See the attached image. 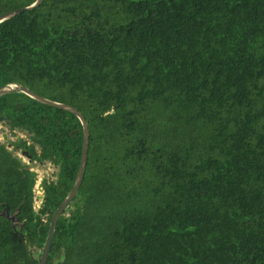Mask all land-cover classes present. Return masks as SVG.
<instances>
[{
	"label": "trees",
	"instance_id": "16d2710c",
	"mask_svg": "<svg viewBox=\"0 0 264 264\" xmlns=\"http://www.w3.org/2000/svg\"><path fill=\"white\" fill-rule=\"evenodd\" d=\"M7 85L87 124L46 264H264V0H43L0 24ZM0 118L57 169L35 211L36 180L0 144V264H39L82 126L20 93Z\"/></svg>",
	"mask_w": 264,
	"mask_h": 264
},
{
	"label": "water",
	"instance_id": "95a60500",
	"mask_svg": "<svg viewBox=\"0 0 264 264\" xmlns=\"http://www.w3.org/2000/svg\"><path fill=\"white\" fill-rule=\"evenodd\" d=\"M42 1L43 0H36V2L34 4H32L30 7L11 11L5 15L0 16V24L11 19L15 15H18V14L26 12V11H30V10L38 7ZM16 93L23 94V95L27 96L28 98H30V99H32V100H34V101H36V102H38L44 106L55 108V109L62 110L64 112H69V113L73 114L79 120V122L82 126V130H83L82 153H81V159H80V163L78 166L75 182H74L70 192L68 193L67 197L65 198V200L62 202V204L57 208V210L51 216V222L49 225L48 235H47L45 244L43 246V250H42V253L40 256V261H39V264H46V262L48 260L50 248H51L52 239L54 236V230H55L56 223L59 220V218L62 216V214L65 212V210L69 207V205L72 202V200L74 199V197L76 196L78 189H79V187L82 183V180H83L84 168H85L86 159H87V148H88L87 124H86L85 120L83 119V117L72 107L46 100V99L34 94L33 92H31L30 90H28L25 87L17 86V85H7V86L3 87L2 89H0V97L5 96V95H9V94H16ZM0 138H1L0 144L2 145V147L4 149H6L8 151L12 148L13 142L19 143L21 141V138H19V137H16L15 141H12L9 138V136L6 133H2L1 130H0ZM17 150H19V148H17ZM20 154H21V156L27 158V160H29L30 163H32L30 156L27 155V152L22 151V152H20ZM39 164L41 165L42 163H39ZM30 173H31V177L34 180H36L38 177V174L36 172H33V171H30ZM45 177H46V175L44 174L42 179L40 180V183L37 184V186H36V190L38 192V200L40 201V203L44 200V197H45L44 190H43V182L45 181Z\"/></svg>",
	"mask_w": 264,
	"mask_h": 264
},
{
	"label": "rangeland",
	"instance_id": "374dc122",
	"mask_svg": "<svg viewBox=\"0 0 264 264\" xmlns=\"http://www.w3.org/2000/svg\"><path fill=\"white\" fill-rule=\"evenodd\" d=\"M0 130L2 133H6L12 141H15L16 137H19L21 138V141H25L27 144H31L29 140V135L23 130H19V129L9 130L5 124H0ZM0 142H1V138H0ZM9 151L15 157L20 159L21 162L25 164L30 171L36 172L38 174V177L36 179V185L34 188V194H35L34 209L35 211H37L40 208L41 203L38 200V192L36 190V186L37 184L40 183V180L42 179L44 174L46 175L45 177L46 181L55 180V174L57 173V169L54 168L49 163H42L41 165L38 162L30 163L29 160H27V158L21 156L19 150H14V146Z\"/></svg>",
	"mask_w": 264,
	"mask_h": 264
},
{
	"label": "flooded vegetation",
	"instance_id": "af4514ba",
	"mask_svg": "<svg viewBox=\"0 0 264 264\" xmlns=\"http://www.w3.org/2000/svg\"><path fill=\"white\" fill-rule=\"evenodd\" d=\"M0 124H5L3 121H2V119L0 118ZM6 125V124H5ZM7 126V128L10 130V128L8 127V125H6ZM13 144H14V142L12 143V147H13ZM14 148H16V150H17V148H19V151L20 152H22V150L20 149V147H14Z\"/></svg>",
	"mask_w": 264,
	"mask_h": 264
}]
</instances>
